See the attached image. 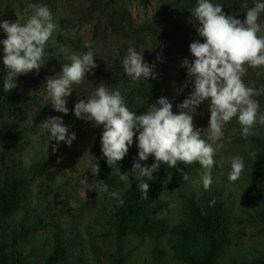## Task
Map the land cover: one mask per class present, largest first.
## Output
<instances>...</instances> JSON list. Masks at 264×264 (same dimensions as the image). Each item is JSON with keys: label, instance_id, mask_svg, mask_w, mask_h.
I'll return each mask as SVG.
<instances>
[{"label": "rangeland", "instance_id": "374dc122", "mask_svg": "<svg viewBox=\"0 0 264 264\" xmlns=\"http://www.w3.org/2000/svg\"><path fill=\"white\" fill-rule=\"evenodd\" d=\"M211 2L243 20L256 0ZM29 5H47L57 29L46 45L45 65L38 73L18 75L17 86L5 92L0 102V192L11 181H22L13 212H0V264H263L264 125L257 123V134L245 139L233 134V129L240 131L233 119L217 142L223 147L214 155L210 188H203L205 170L198 162L178 163L153 185L140 212L127 219L124 234L118 233V213L142 182L131 171L138 159L135 137L127 155L117 162L129 180L122 181L111 168L104 181L109 192L90 189L93 177L86 160L91 154L100 167L102 127L93 128L91 122L77 118L75 103L93 96L102 82L110 90L119 89L137 115L160 97L167 98L173 113L179 114L178 105L192 90L191 82L184 87L187 70L180 65L185 58L193 59L190 43H203L192 14L197 0H0V22L23 23L34 11ZM5 38L0 29V40ZM85 41L91 42L97 67L86 73L82 84L73 85L65 115L52 108L46 80L57 77L71 55L87 52ZM129 47L142 52L144 61L154 66L156 79L134 81L125 74L122 60ZM2 56L0 44V67ZM243 80L259 91L254 99L264 114V69L249 67ZM209 115L207 101L193 114V124L204 138ZM56 116L69 134L75 133L70 146L49 141V134L40 127L45 119ZM235 155L243 157L246 166L240 178L231 182L230 160ZM141 164L151 166V156ZM177 169H183L189 179L183 180ZM95 179L103 180L100 172ZM217 204L224 215L217 227L222 242L213 247L195 225L194 213ZM57 249L60 259L51 263L49 258Z\"/></svg>", "mask_w": 264, "mask_h": 264}, {"label": "clouds", "instance_id": "9594fccd", "mask_svg": "<svg viewBox=\"0 0 264 264\" xmlns=\"http://www.w3.org/2000/svg\"><path fill=\"white\" fill-rule=\"evenodd\" d=\"M34 8L32 14L21 23L4 20L0 22L6 38L0 40L3 45L2 63L6 69L3 81V91L9 92L17 86L18 75L39 70L45 65L46 45L57 29L53 14L47 5H29ZM247 7V5H245ZM264 13V2L256 0L254 6L248 7L243 20L237 16L226 14L223 6L214 4L211 0H197L193 15L198 21L196 31L203 38V43L196 40L189 45L193 59L185 58L180 67L187 70L188 79L184 87L191 82L192 90L188 97L178 105L179 114H174L172 104L165 97H160L150 105L145 112L137 115L131 111L125 97L119 89L110 90L100 83L93 96L79 99L73 108L74 115L86 122H91L93 128L102 127L100 145L102 157L110 168H115L122 181H128L126 173L121 174L117 162L128 153L129 147L136 140L138 159L132 164L131 171L137 178L147 181L155 179L153 175L161 164L175 168L178 163L191 165L198 162L205 171L202 175V185L208 190L212 184L211 169L215 164L214 155L222 148L226 125L236 119L240 131L233 129V134L243 138L256 135L257 123L264 125V114L259 113V102L254 99L259 91L245 84L243 77L248 68L264 69V24L261 14ZM88 49L82 55L73 54L70 63L61 67L55 78L46 80V89L52 108L67 114L66 98L71 95L73 85H80L85 80L86 73H91L96 67L94 50L90 41H85ZM49 57L52 53L48 52ZM125 74L134 81L156 79L153 65L144 61L142 52L129 47L122 60ZM207 101L209 110L207 138L202 130L195 128L193 114L196 109ZM40 127L49 134V141L64 142L70 146L76 138L75 133L69 134L68 128L59 116L45 119ZM49 143V142H48ZM53 152L56 145L52 146ZM255 158V154H252ZM154 158L151 166L141 164L149 157ZM244 158L235 155L230 160L231 171L228 179L237 181L245 169ZM88 172L92 174L90 183L92 191L108 193L109 188L104 180L95 177L100 172L98 160L88 154L86 160ZM183 180L188 175L183 169H177ZM86 182L87 181V178ZM149 183L141 182L139 189L144 199H148ZM110 195L120 204L117 193Z\"/></svg>", "mask_w": 264, "mask_h": 264}, {"label": "trees", "instance_id": "16d2710c", "mask_svg": "<svg viewBox=\"0 0 264 264\" xmlns=\"http://www.w3.org/2000/svg\"><path fill=\"white\" fill-rule=\"evenodd\" d=\"M6 75V69L4 66L0 67V102L2 101L5 92L3 91V81L4 76ZM152 163H154V158L151 157ZM261 163L264 169V153L261 155ZM171 168L167 165L161 164L159 169L153 174L155 179L152 181H147V178H143L142 182H148L150 187L148 191V199L151 196V188L158 181V179L165 176ZM111 168L106 163V158L102 157L101 146H100V175L104 181H107L109 178ZM22 184L21 180L11 181L6 187L5 191L0 192V212L3 215H8L17 206L18 203V194L17 191ZM143 198L139 187L136 188L131 196L128 199L127 206L118 213L119 222H118V233L124 234L129 228L127 219L129 217L135 216L140 212L142 205L148 200ZM221 206L215 205L210 206L206 209H196L194 215L195 225L198 227L201 234L206 238H209L213 247H217L221 244L222 239L217 237V227L222 223L224 215L220 211ZM59 249L49 258L51 263L59 261ZM264 264V263H263Z\"/></svg>", "mask_w": 264, "mask_h": 264}]
</instances>
